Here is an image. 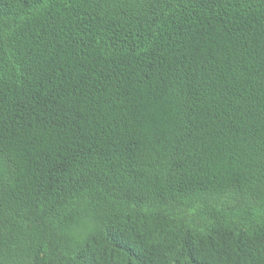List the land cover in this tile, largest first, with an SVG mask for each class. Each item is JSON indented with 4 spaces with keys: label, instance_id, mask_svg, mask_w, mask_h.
<instances>
[{
    "label": "trees",
    "instance_id": "trees-1",
    "mask_svg": "<svg viewBox=\"0 0 264 264\" xmlns=\"http://www.w3.org/2000/svg\"><path fill=\"white\" fill-rule=\"evenodd\" d=\"M0 264H264V0H0Z\"/></svg>",
    "mask_w": 264,
    "mask_h": 264
}]
</instances>
